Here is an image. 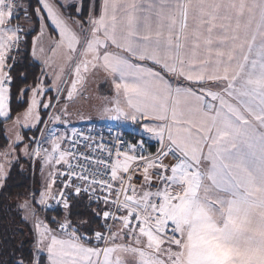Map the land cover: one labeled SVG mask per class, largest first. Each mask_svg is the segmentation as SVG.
<instances>
[{"label":"crops","instance_id":"0c3cea01","mask_svg":"<svg viewBox=\"0 0 264 264\" xmlns=\"http://www.w3.org/2000/svg\"><path fill=\"white\" fill-rule=\"evenodd\" d=\"M38 2L39 30L32 39V61H40L36 47L44 23L45 30L56 40V65L68 57L72 101L90 84L94 91L100 92L101 88L114 115L129 109L157 121V107H161L164 95L175 89L179 97L176 116L172 118L179 139L169 142L153 132L141 134L140 124L137 128L132 125L134 130L118 129L147 141L162 144L165 140L169 148L181 154L184 162L176 181H180L183 197H245L254 206L259 205L260 209H218L224 216L216 222L230 227L236 221L231 218L227 222L229 214L233 217L248 213L244 222L249 227L245 229L249 235L247 246L263 247L264 0H88L84 16V0ZM25 5L24 0L17 4L0 0V105L11 97L8 60L22 38L13 19ZM73 6L76 11L69 17L62 8ZM26 27L32 28L33 24L27 23ZM186 141L199 142L202 149ZM5 143L4 137L0 149H5ZM205 159L210 160L207 167L203 166ZM12 168L13 165L4 180L0 178V192ZM58 186L57 190L59 182ZM28 197L26 192L20 201ZM183 212L187 230L201 225L194 211L192 216L188 209ZM258 225L262 228L255 230L253 226ZM136 233L124 234L103 252L67 236L56 240L61 246V258L73 257L78 264H88V256L93 255L91 264H100L101 258H105L101 264H114L120 250L129 251V237L154 244L147 235ZM69 244H76L77 250ZM163 247L166 251L169 248L166 244Z\"/></svg>","mask_w":264,"mask_h":264},{"label":"rangeland","instance_id":"374dc122","mask_svg":"<svg viewBox=\"0 0 264 264\" xmlns=\"http://www.w3.org/2000/svg\"><path fill=\"white\" fill-rule=\"evenodd\" d=\"M14 26L18 29V24ZM30 27L26 31H31ZM41 31V38H39L36 47L40 58V65L37 64L40 69L42 68L40 76L37 84L30 86L26 91L24 90L19 98L21 101H26V106L19 112L12 113L10 97L6 99L7 106L6 100H3L0 105V122L3 123L0 124V144L4 141V137L6 141L3 146L5 149H0V178L4 180L8 176L11 166L15 164L21 166L23 171L31 170L33 174V192L29 194L28 198L21 201L15 199L14 204L17 209L22 210V217L30 223L33 229L36 257L34 264H42L43 259L46 264H78L73 257L69 259L60 257L61 246L57 240L67 236L79 244L80 233L76 230L67 233L58 230L61 234L60 236L58 234L57 237L56 230L50 228L44 221L43 215L37 212L38 206L42 209H51L54 196L60 190V188L56 189L59 187L58 179L68 161L65 154V142L77 127L83 125L109 126L110 128L128 130L132 125L137 128L136 126L140 124L142 126L141 134L153 132L161 138L165 136L169 142L170 139H179L177 130L173 129L172 118L173 115L176 116L179 96L175 89L164 95L161 107H157L156 110L157 121L151 119L150 116L141 117L133 114L129 109H124L118 115H114L115 112L104 98L101 88V93L99 90L94 91L90 84L86 91L83 90L72 101L69 94V77L72 70L68 68V57L67 55L64 57L63 64L56 65V40L52 39L48 31L45 30L44 23H42ZM15 54L13 53L14 56ZM43 56L45 57L43 58ZM9 70L10 68H8L7 76H9ZM9 92L11 93V89ZM168 127H170V131H168ZM131 129L134 130L132 127ZM138 132L139 129H137ZM38 143L41 149L35 152V146ZM185 144L190 146L194 144L196 148L202 149L199 142L186 141ZM208 152L209 150L205 152L206 155L210 154ZM183 162L170 168L171 171L167 173V178L170 177L168 178L170 184L173 189L175 188L176 196L169 198L166 190L163 189L157 195L155 194L154 196L161 200L157 214L153 219L155 226L139 231L144 237L148 236L153 240L154 244H148V246L144 242H136L135 239L132 240L129 237L131 240L129 241L130 245L127 246L130 248L129 251L120 250L116 254L114 264H262L264 246L248 247L246 243L249 235L245 229L249 227H246L244 222L249 218H247L248 213L239 216L233 215V217L229 214L227 222L231 218L236 221L230 227L224 228V226H220L219 222H216L217 219L224 216L219 213L218 209H260V206H254L245 197L231 199L207 197L205 194L199 198L183 197L179 187L180 181H176V173L182 167ZM203 163V166H206L210 160L205 159ZM209 170L210 167H208ZM255 190H259V183ZM36 191L39 194L35 206H33L32 195ZM148 199V197L139 198L143 202ZM184 209H188L191 216L194 211L195 216L201 218V225L187 230L184 223L186 219ZM214 209H217V212H214ZM125 218L122 217L121 225L105 251L110 249L114 241L124 237L123 222ZM168 225L176 227L174 234L162 235L156 229L157 227L162 229ZM84 226L89 227V224L86 223ZM182 227L184 228L182 229ZM253 227L255 230L262 228L260 225ZM89 232H95V230L90 229ZM132 235L138 234L135 232ZM255 238L260 239L256 235ZM164 244L169 247L167 251L164 250ZM69 247L74 251L75 248L77 250L76 244H69ZM98 249L102 251L100 248ZM97 255L99 258V253ZM88 257V264H91L94 260L93 255ZM252 257L258 259L254 261L251 259ZM103 259L105 260V258H101L100 264Z\"/></svg>","mask_w":264,"mask_h":264},{"label":"built area","instance_id":"2783aa9c","mask_svg":"<svg viewBox=\"0 0 264 264\" xmlns=\"http://www.w3.org/2000/svg\"><path fill=\"white\" fill-rule=\"evenodd\" d=\"M15 4L19 0H13ZM21 31V25L18 24ZM151 153L143 140L118 128L100 125L77 127L65 142L67 164L59 177L60 190L54 196L52 209L65 208L71 196H79L89 203L103 207L102 229L82 232L81 242L105 251L111 244L122 217L125 234H133L153 227V219L161 204L157 195L166 190L169 198L176 196L168 182L170 168L182 162L179 152L158 140ZM41 149L39 143L35 152ZM148 197L145 202L139 198ZM58 230H72L68 219L58 221ZM157 227V226H156ZM162 235L176 232L173 225L156 228Z\"/></svg>","mask_w":264,"mask_h":264},{"label":"trees","instance_id":"16d2710c","mask_svg":"<svg viewBox=\"0 0 264 264\" xmlns=\"http://www.w3.org/2000/svg\"><path fill=\"white\" fill-rule=\"evenodd\" d=\"M26 8L16 11L13 24L21 25V41L17 45L15 56L11 53L9 64L10 79V106L12 113L19 112L26 106V101L20 100L22 90H27L30 86L37 84L40 76V67L34 63L30 57L32 39L39 30V21L36 19V12L39 8L38 0H24ZM89 7L88 0L83 2L84 14ZM69 17L74 16L76 7L62 8ZM27 23H32L31 31H26ZM21 101V102H18ZM143 140L151 153L155 152L156 145H151L147 140ZM33 174L31 170L23 171L18 164L14 165L9 178L0 192V264H34V232L29 222L22 217V210L17 209L14 204L15 199L24 198L25 193L33 192ZM38 191L32 195L33 206L38 197ZM68 209H42L38 206L37 212L43 215L46 224L58 230V221L64 217L71 222L72 231L78 233L89 232L90 229L100 231L102 229L103 207L89 203L79 196H71L67 206ZM89 227H85V224ZM145 229V228H144ZM42 264H46L42 260Z\"/></svg>","mask_w":264,"mask_h":264}]
</instances>
